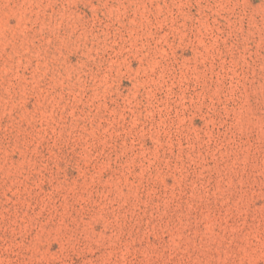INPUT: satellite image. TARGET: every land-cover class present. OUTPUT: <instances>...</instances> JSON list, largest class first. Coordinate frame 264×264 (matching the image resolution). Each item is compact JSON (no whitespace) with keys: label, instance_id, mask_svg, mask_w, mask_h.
Segmentation results:
<instances>
[{"label":"rangeland","instance_id":"obj_1","mask_svg":"<svg viewBox=\"0 0 264 264\" xmlns=\"http://www.w3.org/2000/svg\"><path fill=\"white\" fill-rule=\"evenodd\" d=\"M0 264H264V0H0Z\"/></svg>","mask_w":264,"mask_h":264}]
</instances>
